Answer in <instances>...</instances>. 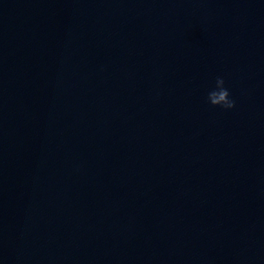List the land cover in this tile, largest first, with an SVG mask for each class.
<instances>
[{
	"label": "clouds",
	"instance_id": "clouds-1",
	"mask_svg": "<svg viewBox=\"0 0 264 264\" xmlns=\"http://www.w3.org/2000/svg\"><path fill=\"white\" fill-rule=\"evenodd\" d=\"M206 102L214 108L218 107L225 111L236 107V101L232 98L222 76L215 78L214 86L207 92Z\"/></svg>",
	"mask_w": 264,
	"mask_h": 264
}]
</instances>
